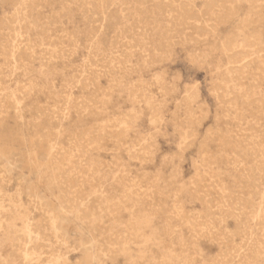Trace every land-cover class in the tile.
Segmentation results:
<instances>
[{"label": "rangeland", "instance_id": "374dc122", "mask_svg": "<svg viewBox=\"0 0 264 264\" xmlns=\"http://www.w3.org/2000/svg\"><path fill=\"white\" fill-rule=\"evenodd\" d=\"M262 64L264 0H0V264H264Z\"/></svg>", "mask_w": 264, "mask_h": 264}, {"label": "bare ground", "instance_id": "6f19581e", "mask_svg": "<svg viewBox=\"0 0 264 264\" xmlns=\"http://www.w3.org/2000/svg\"><path fill=\"white\" fill-rule=\"evenodd\" d=\"M226 1V0H225ZM254 1V0H253ZM210 2V1H209ZM24 3V2H23ZM112 3V2H111ZM173 3V2H172ZM241 3V2H240ZM100 4V3H99ZM170 4V3H169ZM222 5V4H221ZM102 6V5H101ZM205 7V5H204ZM179 8V7H178ZM184 8V7H183ZM171 9V8H170ZM208 9V8H207ZM212 9V8H211ZM176 10V9H175ZM184 10V9H183ZM209 10V9H208ZM175 12V11H174ZM184 12V11H183ZM234 12V11H233ZM206 13V12H205ZM180 15V12L178 13ZM202 14V13H201ZM219 15V14H218ZM173 16V14H172ZM183 16V15H182ZM220 16V15H219ZM171 17V16H170ZM173 18H175L173 16ZM177 18H178V15H177ZM179 19V18H178ZM171 20V19H170ZM220 20V19H219ZM221 21V20H220ZM169 22V21H168ZM185 22V21H184ZM180 24V23H179ZM182 24V23H181ZM178 25V24H177ZM174 30V29H173ZM176 31V30H175ZM168 32V31H167ZM175 36V35H174ZM93 37V36H92ZM15 38V37H14ZM70 39V38H69ZM10 40V39H9ZM233 41V40H232ZM9 42V41H8ZM227 42V41H226ZM228 43V42H227ZM164 44V43H163ZM42 45V44H41ZM45 45V44H44ZM31 46V45H30ZM48 46V45H47ZM22 47V46H21ZM72 47V46H71ZM30 48V47H29ZM236 48V47H235ZM111 49V48H110ZM154 49V48H153ZM158 48L155 49V51L157 50ZM11 50V49H9ZM28 50V49H27ZM27 50H26V53H27ZM247 50V49H246ZM12 51V50H11ZM29 51V50H28ZM145 51H146V48H145ZM158 51V50H157ZM161 51V50H160ZM164 51V50H163ZM237 51V50H236ZM14 52V51H13ZM30 52V51H29ZM17 53V52H16ZM155 54L158 53V52H154ZM165 53V52H164ZM199 54V53H198ZM6 55V54H4ZM53 55V54H52ZM158 55V54H157ZM7 56V55H6ZM158 57V56H157ZM254 57V56H253ZM261 58V57H260ZM250 59V58H249ZM33 60V59H32ZM8 61V60H7ZM249 61V60H248ZM16 63V62H15ZM244 63V62H243ZM87 65V64H86ZM263 65V64H262ZM20 66V65H19ZM264 66V65H263ZM116 67V66H115ZM232 67V66H231ZM233 68V67H232ZM15 69V68H14ZM115 81V80H114ZM144 86V85H143ZM20 87V86H19ZM134 90V89H132ZM224 90V89H223ZM15 92V91H14ZM19 92V91H18ZM52 93V92H51ZM106 94V93H105ZM12 96V95H11ZM136 98V97H135ZM145 98V97H144ZM87 101V99H86ZM90 101V100H89ZM100 101V100H99ZM1 107V106H0ZM187 135V134H186ZM253 141V140H252ZM56 148V147H55ZM33 150V149H32ZM56 151V150H55ZM261 154V153H260ZM28 155V154H27ZM262 158V157H261ZM260 160V159H259ZM66 174V173H65ZM91 175V174H90ZM75 178V177H74ZM54 179V178H53ZM66 186V185H65ZM68 192V191H67ZM81 202V201H80ZM45 204V203H44ZM73 204V203H72ZM263 206V205H262ZM260 211V210H259ZM264 213V212H263ZM80 215V214H79ZM264 215V214H263ZM258 217V216H257ZM264 218V217H263ZM30 225V224H29ZM61 228V227H60ZM264 231V230H263ZM264 233V232H263ZM173 235V234H172ZM29 239V238H28ZM251 244V243H250ZM259 245V244H258ZM24 251V250H23ZM234 257V256H233ZM247 259V258H246Z\"/></svg>", "mask_w": 264, "mask_h": 264}]
</instances>
